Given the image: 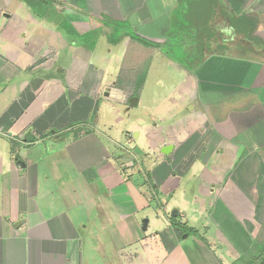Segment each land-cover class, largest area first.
Here are the masks:
<instances>
[{"label":"crops","instance_id":"0c3cea01","mask_svg":"<svg viewBox=\"0 0 264 264\" xmlns=\"http://www.w3.org/2000/svg\"><path fill=\"white\" fill-rule=\"evenodd\" d=\"M205 1L52 0L56 20L36 0H0V264L264 261V64L235 57L211 75L200 71L206 63L195 70L160 47L108 40V26L121 23L169 44L175 22L185 30L184 6ZM214 3L188 58L200 63L207 46L223 55L225 35L212 28L223 18L248 38L234 22L249 16L261 43L249 40L264 46V0ZM98 38L107 47L101 57ZM161 58L174 76L154 83L165 96L150 92L152 124L132 126L148 156L122 163L109 145L120 152L127 143L109 134L133 130L101 123L100 111L120 120L118 106L131 110L132 97L141 106L148 68ZM58 134L65 139L54 141ZM154 206L163 218L149 217ZM198 219L205 235L181 236L178 227L198 232L188 225Z\"/></svg>","mask_w":264,"mask_h":264},{"label":"rangeland","instance_id":"374dc122","mask_svg":"<svg viewBox=\"0 0 264 264\" xmlns=\"http://www.w3.org/2000/svg\"><path fill=\"white\" fill-rule=\"evenodd\" d=\"M37 1L40 2L41 10L47 11L50 17H54L56 20L61 18V17H58L57 14H60L59 10L56 9L55 5H53L51 0H37ZM214 2H215V0H207L205 2L200 3L199 5H197L196 3H193L194 5L192 3H190L192 5H190L189 8H187V6H184V8L186 10L185 11L186 12L185 17L187 18L186 24L184 27L185 30H183V31L177 30V25L175 22L173 24L174 29H172V37L170 38L169 44L160 46V48L164 54L169 53L171 55L170 57L173 59L172 60L173 62L176 63L178 61H181V62H185L187 65L195 66V60H193V58L187 57V55L189 54L190 51L192 52V50L194 48L196 49V44L190 45L189 39L192 40V37L194 36L193 34L196 33V30L195 31L193 30L194 25L198 24V25H200V27H202V25H204L203 20L206 18L207 12H209V9H207L208 4L213 5ZM221 7H223V9L225 11V8H226L225 5L222 4ZM197 12H199L197 15H192L193 13H197ZM181 16L184 17L183 14ZM191 16H194V17L198 16V17L195 20H189V19H191ZM144 29H145V27L142 26V28L138 29L137 31H140L139 33H144V31H145ZM126 31H130L134 34L136 32V35H138L137 31L129 28L128 25H127ZM87 37H89V36H87ZM94 37L97 38V34L94 33L92 38L94 39ZM251 37L253 38L254 36L251 35ZM193 40H195V39L193 38ZM177 41L179 44H184V45L180 48L177 44L178 47L174 46L172 48L170 44L173 45ZM97 45L99 47L97 54L101 57L106 52L107 47H106L105 42L99 38L97 39ZM155 54H157V52ZM162 60L163 59L161 58L159 60V62H156V60L154 59L151 62L150 67L148 68L149 70L147 72V80H146V84L144 86V93L142 94V100L143 101L141 100L142 105L138 106V107L135 106L134 108H132L129 111H127V107L124 108L123 106H118L119 112H120L118 116H119L120 120H118V118H116L117 117L116 115L112 114L111 109H109V108L102 109L100 111L101 123L105 122V121L110 122L112 127H114V129L116 128V130H119V131H121V130H133L132 126H135L136 124H138L141 119H143L144 121H147V123H149V124L150 123L152 124V122H150L151 116H149L151 113L148 109L155 107V102H154V99L153 100L151 99L150 92H152V90H155V91H157V93L162 95V91H160V89L158 88V85L154 86V83L157 80L165 82L174 73L173 69L171 70L169 67H167V61L166 60L162 61ZM180 64L182 65V63H180ZM257 70L259 71V69H257ZM260 71H262V69H260ZM162 96L164 97L165 95H162ZM160 109H161V111H163L164 107H160ZM156 113H158V112H156ZM162 125H164V124H162ZM100 126H103V124H101ZM131 132L132 131H130V132L126 131L124 133L125 134V136H124L121 133H114L111 131V133L109 135L114 142H116L119 146L120 145L123 146L125 143H127V145H124L123 149L119 152L117 147L110 144L109 145L110 150H111V152L115 153L114 157L117 158L118 160H121L122 163L130 164L131 161L136 160V159L142 163V162H144V160H142V158L143 157L146 158L148 156V153H146L148 148L143 147V145H139V143L141 141V138H137V135L140 133L139 131L133 130V133H131ZM162 135L166 136V133H162ZM138 154H141V155L138 156ZM197 167L200 168L199 166H197ZM135 168H136V165L131 167L128 170V172L135 173V171H136ZM197 170H199V169H196V171ZM196 171L194 170L193 172H196ZM259 184L261 187V181H260V183H258V188H259ZM204 185H206L205 181H204ZM182 186H184L183 188L185 190L191 191V188L193 186V181L192 180L188 181V182L184 181L182 183ZM187 194L189 197L190 193L188 192V193H186V195ZM177 201H179V197H178ZM207 206H208V210H211V207L209 208V205H207ZM171 210L172 209H169L167 211V213H171ZM150 213H154V214L157 213L158 215L161 216V218H163L162 217L163 211L161 209H159L158 207L154 206L148 211L149 217H151ZM208 213H209V211H208ZM190 222L188 225L197 229L198 234L201 233V234L205 235V232L201 227V226H203V223H204L203 219H198L196 222H191V223ZM212 235H213V233H212ZM190 236L192 237V235H190ZM193 236H195V238L196 237L200 238V236H198L197 234H195Z\"/></svg>","mask_w":264,"mask_h":264},{"label":"water","instance_id":"95a60500","mask_svg":"<svg viewBox=\"0 0 264 264\" xmlns=\"http://www.w3.org/2000/svg\"><path fill=\"white\" fill-rule=\"evenodd\" d=\"M223 21V24H216L212 27L216 31L221 30L223 35H225L224 38H222L221 44L224 49L222 53L224 55V58L222 59L221 64L238 63V59L240 61L246 60L250 61L251 63L264 64V46L255 44L253 41L249 40L244 35H235V32L230 26L229 20L223 18ZM235 57H238V59ZM137 103L138 98H130L128 100V110L133 108ZM64 139V134H58L53 138L54 141ZM170 150L171 146H166L161 150V152L162 154L167 155ZM174 215L175 212H172V216Z\"/></svg>","mask_w":264,"mask_h":264},{"label":"trees","instance_id":"16d2710c","mask_svg":"<svg viewBox=\"0 0 264 264\" xmlns=\"http://www.w3.org/2000/svg\"><path fill=\"white\" fill-rule=\"evenodd\" d=\"M36 2H38V1L36 0ZM38 4H40V2H38ZM206 22H207V20L204 21V25H202V27H200V25H198V24L194 25V27H195L194 29L196 30L195 35L197 33H202L203 31L205 32L208 29L206 27ZM234 23L240 24V30L247 35L248 39H253L255 42L261 43V41L259 39H257L256 37H253V38L251 37V35H253L255 23L251 18H249V16L242 15ZM105 26H107V25H105ZM108 27H110V29L112 31V35L108 38L109 43H111L112 45H117L124 38H130V39H132V40H134V41H136L142 45L148 46V47H160L159 45L154 44L152 42H149V41L145 40L144 38L137 36L130 31H126L127 27L124 24L115 23V24H111ZM193 38L196 40L195 37H192V40L189 39L190 44H191V42L194 43ZM176 43H174V44H176ZM171 46H174V45H171ZM196 68H197V66L194 67L193 69H196ZM171 221H174V219L171 218ZM178 229L180 231L181 236L189 237L190 235L193 236V235L197 234V231H195L193 229H186L185 227H178ZM263 263H264V261L260 264H263Z\"/></svg>","mask_w":264,"mask_h":264},{"label":"flooded vegetation","instance_id":"af4514ba","mask_svg":"<svg viewBox=\"0 0 264 264\" xmlns=\"http://www.w3.org/2000/svg\"><path fill=\"white\" fill-rule=\"evenodd\" d=\"M217 17H219V15ZM216 42H218L217 39H215V42H213V43L215 44ZM207 47H208V50H209V52L211 54H209L208 56H205L206 54L203 55L201 57V59H200V63H199V61L195 60V63L199 65L196 69H198L202 65L205 66L204 63H206V67L204 68L202 66L203 68L200 71H202V72H203V70L204 71H208V69H209V70H211L209 72V74L215 75L216 73H218L220 71V66H221V61H222L223 55H218V54L216 55L215 52H218L219 53V51H220L218 49L216 50V47L213 50L214 52L212 51V48H211L212 46H207ZM212 52H213V54H212ZM214 54H215V57L213 56ZM187 57H189V56L187 55Z\"/></svg>","mask_w":264,"mask_h":264}]
</instances>
